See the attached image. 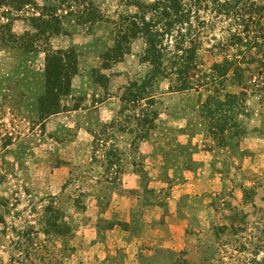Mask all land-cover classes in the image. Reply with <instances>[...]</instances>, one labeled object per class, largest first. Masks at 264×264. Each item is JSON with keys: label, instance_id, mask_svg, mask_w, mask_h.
Segmentation results:
<instances>
[{"label": "rangeland", "instance_id": "obj_1", "mask_svg": "<svg viewBox=\"0 0 264 264\" xmlns=\"http://www.w3.org/2000/svg\"><path fill=\"white\" fill-rule=\"evenodd\" d=\"M155 1L0 0V264L264 256L263 47L236 37L246 18L263 42L264 0L194 9L191 88L165 74L131 102L152 66L125 19ZM227 61L245 93L233 69L212 83Z\"/></svg>", "mask_w": 264, "mask_h": 264}, {"label": "trees", "instance_id": "obj_2", "mask_svg": "<svg viewBox=\"0 0 264 264\" xmlns=\"http://www.w3.org/2000/svg\"><path fill=\"white\" fill-rule=\"evenodd\" d=\"M206 0H156L150 7H147L150 11V18L141 15L139 17L133 16L131 19H125L127 26L124 28V35L122 39H134L137 36H141L145 41V61L151 64L150 73L141 81L140 84L132 83V87L137 90L136 93H130L129 100L132 102L134 99L142 100L144 98H153L150 92L154 80L158 76H164L177 74V83L179 86L177 90H186L191 88V80L193 76L189 73L195 67L196 53L201 45L200 42V30L192 20L191 13L194 9L199 10L203 6ZM253 3H248L251 7ZM198 16H196L197 20ZM242 18V17H241ZM195 20V21H196ZM250 19H242L245 26V31L242 32L243 36L238 34L236 37L245 48L246 51H251L254 47H263L261 51L263 58L260 61L261 67L264 69V40L260 44L258 38L252 37V29L250 24L247 23ZM198 20L196 21V23ZM203 22H199L198 25H202ZM253 38V39H252ZM261 45V46H260ZM171 51V58H165V52ZM174 59V61H171ZM165 62L171 63L170 74L166 73L168 67L165 66ZM244 63V62H242ZM233 63L226 62L225 66H219L214 64L212 70L215 74L211 77L212 83H218L219 78L226 77L228 71L233 69L238 72L236 77L238 78V85L244 90L250 86L245 78L244 69ZM231 96V94H229ZM231 98L234 100L235 96ZM237 99V98H235ZM243 99H240L242 103ZM134 102V101H133ZM239 104V103H238ZM240 264H264V256H260L258 253L253 254V257L248 261H241Z\"/></svg>", "mask_w": 264, "mask_h": 264}]
</instances>
